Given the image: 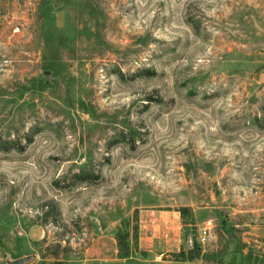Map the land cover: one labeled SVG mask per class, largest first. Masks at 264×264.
I'll return each instance as SVG.
<instances>
[{"label": "rangeland", "instance_id": "374dc122", "mask_svg": "<svg viewBox=\"0 0 264 264\" xmlns=\"http://www.w3.org/2000/svg\"><path fill=\"white\" fill-rule=\"evenodd\" d=\"M0 142V264H264V0H0Z\"/></svg>", "mask_w": 264, "mask_h": 264}, {"label": "trees", "instance_id": "16d2710c", "mask_svg": "<svg viewBox=\"0 0 264 264\" xmlns=\"http://www.w3.org/2000/svg\"><path fill=\"white\" fill-rule=\"evenodd\" d=\"M52 66L47 67L45 70L47 72L51 71ZM32 139L29 140L31 142ZM12 143V146L19 147V145L16 143V141H10ZM4 143L0 142V147H4ZM79 174H77L81 181H90L92 178L90 176V173L88 172L87 167H83L80 169ZM182 217L188 216L189 219H191V224L193 222V212L191 208L189 207H182L179 209ZM139 220L138 217H135L133 225L129 227V224H125V230L124 229H118L117 233L115 235V240L117 242V248H118V258L120 260L128 259L132 257L137 251H138V239H139ZM187 223V222H186ZM202 252L201 248L198 244H195L192 248L189 250H180V252L172 253L170 255V259H165V262L168 263H150V264H190L194 261H197L201 259Z\"/></svg>", "mask_w": 264, "mask_h": 264}, {"label": "crops", "instance_id": "0c3cea01", "mask_svg": "<svg viewBox=\"0 0 264 264\" xmlns=\"http://www.w3.org/2000/svg\"><path fill=\"white\" fill-rule=\"evenodd\" d=\"M146 220V219H145ZM168 234V233H167ZM140 239H139V251L146 252L149 251L147 249H151L153 247L152 245L150 248H148L147 244L150 242L151 244H155V238L156 234H153V237L146 238L143 236V225L140 230ZM165 244H162V249L165 253H174L178 252L180 250L179 244L177 246V243H179V238L176 236H170L168 234L166 241H163ZM177 242V243H176ZM137 252L135 255L137 256ZM86 261H97V262H103V263H116V262H123L126 261L120 260L118 258V248H117V242L114 238H110V240L101 237L99 239H95L93 243L87 248L86 250ZM159 259V257H157ZM194 264H203V263H194Z\"/></svg>", "mask_w": 264, "mask_h": 264}, {"label": "built area", "instance_id": "2783aa9c", "mask_svg": "<svg viewBox=\"0 0 264 264\" xmlns=\"http://www.w3.org/2000/svg\"><path fill=\"white\" fill-rule=\"evenodd\" d=\"M211 229L209 227H205L203 228V230L200 232V237H199V241L200 243H205L208 239V237L210 236L211 234ZM191 243H192V239L190 240Z\"/></svg>", "mask_w": 264, "mask_h": 264}, {"label": "water", "instance_id": "95a60500", "mask_svg": "<svg viewBox=\"0 0 264 264\" xmlns=\"http://www.w3.org/2000/svg\"><path fill=\"white\" fill-rule=\"evenodd\" d=\"M27 261V259H22V260H19V261H16V262H12L10 264H23Z\"/></svg>", "mask_w": 264, "mask_h": 264}]
</instances>
